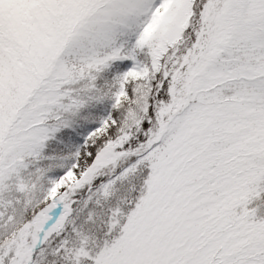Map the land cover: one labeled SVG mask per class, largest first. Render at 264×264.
<instances>
[{
    "label": "snow or ice",
    "instance_id": "snow-or-ice-1",
    "mask_svg": "<svg viewBox=\"0 0 264 264\" xmlns=\"http://www.w3.org/2000/svg\"><path fill=\"white\" fill-rule=\"evenodd\" d=\"M0 264H264V0H0Z\"/></svg>",
    "mask_w": 264,
    "mask_h": 264
},
{
    "label": "rangeland",
    "instance_id": "rangeland-1",
    "mask_svg": "<svg viewBox=\"0 0 264 264\" xmlns=\"http://www.w3.org/2000/svg\"><path fill=\"white\" fill-rule=\"evenodd\" d=\"M17 11L19 16L17 36L20 46L39 54L51 42L52 37L41 32V26L33 22L30 9L23 8ZM24 67V64L17 65L18 70H23Z\"/></svg>",
    "mask_w": 264,
    "mask_h": 264
}]
</instances>
